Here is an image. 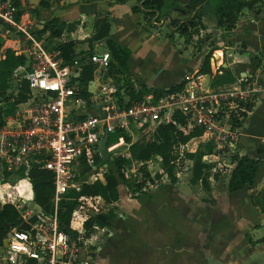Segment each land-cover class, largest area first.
Wrapping results in <instances>:
<instances>
[{
  "label": "built area",
  "instance_id": "obj_1",
  "mask_svg": "<svg viewBox=\"0 0 264 264\" xmlns=\"http://www.w3.org/2000/svg\"><path fill=\"white\" fill-rule=\"evenodd\" d=\"M28 5L29 0H0V39L3 41L0 53L4 55L10 49L16 55H23L27 51L31 57V67L24 76L30 90L28 99L17 105L14 114L0 124V168L22 178L20 186L24 183L28 188L32 171L52 173L55 214L37 210L24 189L17 188V198L8 186L9 192L0 195L2 206H14L30 229H13L8 234L4 240L8 246L3 248L0 261L3 264H93L102 252V237L108 235L109 230L94 227V232L85 237L84 223L90 217L89 212L98 214L102 211V198L82 197L79 200L80 206L73 213L71 227L80 212L85 217L80 229L72 227L80 234L75 240L60 230L57 209L68 192L81 190L79 178L85 166L93 171L87 183L105 182L107 169L102 165L100 143L106 133L111 136L122 132L134 138V143L135 133L142 138L156 133L159 125H173L183 136L200 130V136L187 143L179 141L174 146L175 175L180 178L188 171L192 175L193 161L188 160L186 154L195 153L198 142L214 146V153L207 154L203 162L215 164L212 172H217L224 168L220 164L223 157L239 156L241 130L251 113L248 106L254 103L260 87L249 79L231 89L206 87V78L223 74L221 63L214 68V52L212 74L192 73L175 90L166 89L161 95L150 92L141 102L130 106L121 104L120 84L109 74L110 52L99 53L94 48L67 63L58 47L33 35L34 24L25 19ZM89 64L95 66V71L84 92L80 78ZM93 84H97L96 93ZM70 114L73 115L71 119ZM177 116L182 117L183 122ZM261 144L264 145V137ZM113 156L128 161L121 174L127 181L140 185L141 190L135 196L157 191L170 183L168 174L163 173L160 156L136 161L129 147ZM233 164L236 166V162ZM159 173H163L160 179L157 178Z\"/></svg>",
  "mask_w": 264,
  "mask_h": 264
},
{
  "label": "crops",
  "instance_id": "obj_2",
  "mask_svg": "<svg viewBox=\"0 0 264 264\" xmlns=\"http://www.w3.org/2000/svg\"><path fill=\"white\" fill-rule=\"evenodd\" d=\"M188 2L166 0L162 14L152 19L133 12L138 4L136 0L124 4L111 0H51L49 8L33 7L29 0L30 9L39 15L27 12L29 5L25 10V19L32 21V31L43 41L52 47H58L63 39L78 42L79 54L107 46L106 41L90 43L96 34L95 23L106 20L110 24L109 38L131 53L124 79L130 78L136 90L142 87L166 90L180 85L187 75L200 71L212 43L219 48L215 51L214 68L221 63L223 74H213L209 88L231 89L240 86L244 79L260 87L243 124L238 150L239 157L261 161L253 186L229 192L228 184L235 168L230 157L220 160L222 170L211 172L209 191L191 183L188 189L182 190L181 177L176 184L166 183L157 191L141 196L122 186L120 200L112 205L104 204L107 209L101 211L107 213L114 209L117 218L108 228L109 234L102 237V252L93 264H264V145L261 144L264 137V8L259 15L245 10L233 32L227 33L218 28L217 18L208 19L204 7L205 29L189 44L185 42L181 46L183 39H177L179 33L171 20L183 21L190 17L186 12ZM184 14L187 16L182 18ZM54 18L73 24V28L60 38L51 37L49 32L38 33ZM164 36L167 38L162 41ZM208 36L211 38L207 40ZM204 39L207 42L199 45ZM195 41L199 42L198 48ZM187 52L189 57L184 56ZM253 56L263 61L262 68L254 69L250 61ZM224 70L233 82L213 85L215 77H222ZM203 146L198 142L194 148ZM211 165L214 168L215 164ZM16 177L12 176L10 181ZM8 186H0V195L9 192ZM84 217L80 212L72 227L80 229Z\"/></svg>",
  "mask_w": 264,
  "mask_h": 264
},
{
  "label": "trees",
  "instance_id": "obj_3",
  "mask_svg": "<svg viewBox=\"0 0 264 264\" xmlns=\"http://www.w3.org/2000/svg\"><path fill=\"white\" fill-rule=\"evenodd\" d=\"M50 1L51 0H41L40 7L49 8ZM111 1L124 4L130 0ZM136 1L138 4L133 7V12L142 13L151 19L155 15L162 14L166 4V0ZM211 1L212 0H189L186 12L190 17L183 21L179 19L171 20V25L176 27L177 32L180 36L185 38L187 44L193 40L194 36L200 35V30L205 29L202 23V9ZM174 2L181 3L183 0H174ZM263 8L264 0H216L215 11L217 26L219 29L231 33L236 28L245 10L253 11L259 15L262 13ZM72 28L73 24H67L54 18L46 23L44 31H37L38 33L49 32L51 37L60 38L66 30H71ZM95 28L96 34L90 40V43L92 45L94 42L106 41L112 58L109 74L120 84V90H125V95H122L121 91L119 93L121 104L125 103L127 106H130L134 102H141L150 92H154L156 95L164 93V90H147L145 87L136 90L130 78L124 79L128 72L130 51L109 38L110 24L106 20L96 22ZM210 38L209 36L206 37L207 40ZM206 39L200 41L201 46L207 42ZM210 45L211 50L204 57L199 71L201 74H212L211 58L213 53L219 50V48L213 43ZM2 46L3 42L0 41V50ZM77 46L78 42L75 41H68L58 46V49L62 52L67 63H71L79 55V53H77ZM250 61L255 70L263 67V61L258 56H253ZM24 63L25 57L23 55H16L13 50H6L4 55L0 53V124L4 123L6 117L14 114L17 105L28 99L30 90L27 81L24 79L26 73L19 78H14V75ZM94 71V65L89 64L85 66L84 72L80 78V87L84 92H86L88 84L93 79ZM121 80L122 82H120ZM16 81L17 85L15 84ZM230 82H233V79L229 76L227 70H224V75L222 77H215L213 85H222ZM11 85H13L16 93H8L12 87ZM178 87H181V85L174 86L171 90H175ZM126 96L129 97V102L125 100ZM253 106V104H250L248 109L252 110ZM177 118L183 122L182 117L177 116ZM201 134L202 131L195 130L190 135L183 136L182 133H177L176 127L173 125H159L156 129V133L145 135L134 143L131 136L123 134L122 132L112 134L107 143V150L110 158L109 161H103L102 164L107 169V172L104 174L105 182L97 181L95 183H87L93 171L85 166L79 178V181L82 183L81 190H71L64 196L63 200L58 205L57 217L60 230L74 240L80 237V234L72 229L71 222L73 213L80 206L79 200L82 197H101L105 205H112L120 200L122 185L129 187L134 195L141 190L140 185L127 181L124 175L121 174L122 168L128 161L121 157L115 158L113 156L115 153L129 147V151L136 161H148L154 156H160L162 158L163 173H167L170 177V182L176 184L177 177L175 175V165L172 164L173 161L176 160L174 146L179 141L187 143L192 138L198 137ZM204 146L200 147L195 153H187L186 158L193 161L190 183L192 185L200 184L206 191H209V178L213 166L204 163L203 158L207 154L214 153V146L212 144ZM233 161L236 162V166L231 173L228 184V190L231 193L242 191L248 186H253L261 167L260 160L249 156L239 157L235 155L233 156ZM163 173H159L157 178L160 179ZM10 178H12V175L6 169L0 168V182L9 185L14 196L19 198L17 188L21 190L24 189L26 196L30 197L35 202L37 210L43 211L48 215L55 214V206L52 201L54 196L52 173L46 170L32 171L30 180L28 181L30 188L25 186L24 183L20 186V180H22V178L16 177L14 181H10ZM257 201L260 203L258 197ZM116 218L117 215L114 209L107 213L100 212L96 216H90L84 223L86 231L85 237H89L94 232V227H112L116 222ZM13 229L28 231L30 227L21 219L19 212L14 206L6 204L0 208V256L4 248V240Z\"/></svg>",
  "mask_w": 264,
  "mask_h": 264
},
{
  "label": "rangeland",
  "instance_id": "obj_4",
  "mask_svg": "<svg viewBox=\"0 0 264 264\" xmlns=\"http://www.w3.org/2000/svg\"><path fill=\"white\" fill-rule=\"evenodd\" d=\"M215 5H216V3H215V1L214 0H212L211 2H209L205 7V11H206V13L208 14V19H216L217 18V16H216V11H215ZM41 8H43V7H41ZM28 9L29 10H27V12H29V13H31L32 15L34 14V13H36V16H38L39 15V13L37 14V12H36V10L35 11H33L32 9H30V5H29V7H28ZM187 16V14L185 15H183L182 16V18H185ZM208 21H210V20H208ZM32 33H33V35L36 37V38H38V39H41L39 36H37L33 31H31ZM21 38H23V36H20ZM166 38H167V36H164L163 38H162V41H165L166 40ZM183 39V40H180V43H181V46H183V43L185 44V38L184 37H181L180 35H178L177 36V39ZM178 41V40H177ZM183 41V42H182ZM195 43H196V47L198 48V41H195ZM25 44V43H24ZM186 45V44H185ZM200 45V44H199ZM195 47V48H196ZM98 50V51H97ZM96 51L97 52H99V53H103V52H105V51H109V49H108V47L107 46H103V47H99L98 49H97ZM189 53L187 52V53H184V56H186V57H189ZM120 82H122V80L120 81ZM211 82V80H210V78H206V82H205V85H206V87H208L209 88V83ZM12 87H11V89L9 90V94H13V93H16L15 92V89H14V87H13V85H11ZM97 84H93L92 85V89H93V91L96 93L97 92ZM98 94V93H97ZM112 135V134H111ZM115 136V135H114ZM114 136H113V138H114ZM111 137V136H110ZM134 139V138H133ZM139 139H141V135L140 134H138V133H135V141H137V140H139ZM188 174L185 176H181V181H180V183H179V185H181V187L180 188H183L182 190H186V189H188L189 187H190V177H191V174H190V172L188 171L187 172ZM184 177V178H183ZM1 185H3L4 187H6V183H2L1 182V184H0V186ZM102 209H103V211H105L107 208H106V206H104V204H102ZM0 257H3V254L1 253V256ZM0 264H3L2 262H0Z\"/></svg>",
  "mask_w": 264,
  "mask_h": 264
},
{
  "label": "water",
  "instance_id": "obj_5",
  "mask_svg": "<svg viewBox=\"0 0 264 264\" xmlns=\"http://www.w3.org/2000/svg\"><path fill=\"white\" fill-rule=\"evenodd\" d=\"M31 1V4L33 7H36V6H39L40 3H41V0H30ZM23 56L25 57V63L24 65L17 71V73L14 75V78H19L21 77L24 73H26L30 67H31V57H30V54L29 52L25 51L23 52ZM15 84L17 85V81L15 82ZM122 95H125V90L123 89L121 91ZM127 102H129V98L128 99H125ZM69 118H73V115L70 114L69 115ZM109 134L106 133L104 139L101 141L100 143V150H101V155H102V159L104 161H109V154L107 152V143L109 141ZM89 215L90 216H96V213L95 212H89ZM8 246V242L5 241L4 242V247H7Z\"/></svg>",
  "mask_w": 264,
  "mask_h": 264
},
{
  "label": "bare ground",
  "instance_id": "obj_6",
  "mask_svg": "<svg viewBox=\"0 0 264 264\" xmlns=\"http://www.w3.org/2000/svg\"><path fill=\"white\" fill-rule=\"evenodd\" d=\"M221 54H222V53H219L218 55H220V56H221Z\"/></svg>",
  "mask_w": 264,
  "mask_h": 264
}]
</instances>
